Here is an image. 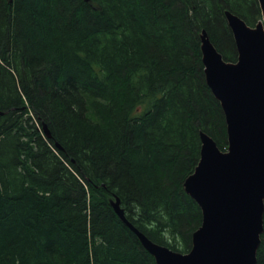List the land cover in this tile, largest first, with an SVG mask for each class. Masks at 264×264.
Wrapping results in <instances>:
<instances>
[{"label": "trees", "instance_id": "16d2710c", "mask_svg": "<svg viewBox=\"0 0 264 264\" xmlns=\"http://www.w3.org/2000/svg\"><path fill=\"white\" fill-rule=\"evenodd\" d=\"M226 11L262 20L258 0H0V264H157L116 198L190 251L201 133L228 148L200 41L237 61Z\"/></svg>", "mask_w": 264, "mask_h": 264}, {"label": "water", "instance_id": "95a60500", "mask_svg": "<svg viewBox=\"0 0 264 264\" xmlns=\"http://www.w3.org/2000/svg\"><path fill=\"white\" fill-rule=\"evenodd\" d=\"M258 3L262 20L255 26L226 11L237 61L224 60L207 32L200 34L206 82L224 112L228 148L201 133L199 162L184 182L202 211L190 251L153 242L127 219L118 198L111 201L157 264H257L264 229V0Z\"/></svg>", "mask_w": 264, "mask_h": 264}, {"label": "bare ground", "instance_id": "6f19581e", "mask_svg": "<svg viewBox=\"0 0 264 264\" xmlns=\"http://www.w3.org/2000/svg\"><path fill=\"white\" fill-rule=\"evenodd\" d=\"M1 113V112H0ZM1 114H3V113H1Z\"/></svg>", "mask_w": 264, "mask_h": 264}]
</instances>
